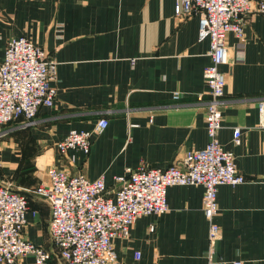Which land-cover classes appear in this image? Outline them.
Returning a JSON list of instances; mask_svg holds the SVG:
<instances>
[{
  "label": "crops",
  "instance_id": "0c3cea01",
  "mask_svg": "<svg viewBox=\"0 0 264 264\" xmlns=\"http://www.w3.org/2000/svg\"><path fill=\"white\" fill-rule=\"evenodd\" d=\"M176 0H0V64L11 38L25 37L57 64L52 107L32 124L18 119L0 129V181L28 199L23 237L51 253L49 206L31 191L51 167L89 180L139 166L165 169L208 142L203 71L209 41L199 40L196 13L177 17ZM253 0L245 16L244 45L227 35L225 95L219 142L234 156L245 181L218 188L215 222L222 238L215 264H264V13ZM178 93L180 98L175 99ZM107 127L94 133L99 119ZM241 130L238 145L233 131ZM91 133L89 153L58 152L69 131ZM70 155L75 161H70ZM201 186L168 188V211L135 220L125 239L112 241L115 264H207L208 222ZM152 227V229H151ZM136 254L139 258H136ZM221 261V262H220ZM15 264H33L26 256Z\"/></svg>",
  "mask_w": 264,
  "mask_h": 264
},
{
  "label": "built area",
  "instance_id": "2783aa9c",
  "mask_svg": "<svg viewBox=\"0 0 264 264\" xmlns=\"http://www.w3.org/2000/svg\"><path fill=\"white\" fill-rule=\"evenodd\" d=\"M252 1H175V15L184 17L196 13L198 38L209 41L210 63L203 71L209 89L204 116L208 136L205 147L186 151L178 163L165 169L127 168L122 175L113 177L111 190L102 177L89 180L82 174L51 167L47 181L31 191L49 206V236L63 264H115L112 241L127 238L139 217L165 214L168 188L190 185L203 188L202 211L208 222L206 262L216 263L215 250L222 238L215 222L218 188L234 187L245 181L237 172L233 154L224 150L219 142L220 106L226 85L221 66L227 60L229 33L237 39V48L244 45L245 16L251 11ZM256 12L264 13V2L258 3ZM56 67L55 62L48 60L45 53L25 37L11 38L7 42L0 64V129L18 119H23L26 125L32 124L41 107L53 106L56 90L51 82ZM174 98L180 95L175 93ZM258 112L260 120H264V101L259 103ZM107 125L106 119H99L93 132L101 133ZM240 138L241 130L235 128L233 144L238 145ZM90 142V132L71 130L56 148L61 154L80 151L86 155ZM75 160L70 155V161ZM28 210L24 194L13 190L11 183H0V264H15L26 256L33 257V264L50 263L52 255L47 249L23 237Z\"/></svg>",
  "mask_w": 264,
  "mask_h": 264
},
{
  "label": "rangeland",
  "instance_id": "374dc122",
  "mask_svg": "<svg viewBox=\"0 0 264 264\" xmlns=\"http://www.w3.org/2000/svg\"><path fill=\"white\" fill-rule=\"evenodd\" d=\"M41 49V48H40ZM42 50V49H41ZM43 51V50H42ZM44 53H45V55H46V57H47V54H46V52L45 51H43ZM24 124L26 125V123L24 122ZM218 204V203H217Z\"/></svg>",
  "mask_w": 264,
  "mask_h": 264
},
{
  "label": "trees",
  "instance_id": "16d2710c",
  "mask_svg": "<svg viewBox=\"0 0 264 264\" xmlns=\"http://www.w3.org/2000/svg\"><path fill=\"white\" fill-rule=\"evenodd\" d=\"M16 121V120H15ZM14 122V121H13ZM4 181H0V183H3ZM13 190L17 191L15 188H13ZM18 192V191H17Z\"/></svg>",
  "mask_w": 264,
  "mask_h": 264
}]
</instances>
